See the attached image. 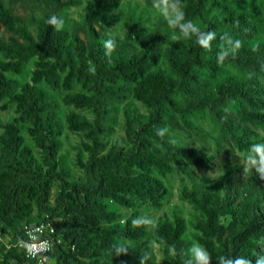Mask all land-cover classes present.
<instances>
[{
	"label": "trees",
	"instance_id": "obj_1",
	"mask_svg": "<svg viewBox=\"0 0 264 264\" xmlns=\"http://www.w3.org/2000/svg\"><path fill=\"white\" fill-rule=\"evenodd\" d=\"M34 1L43 7L36 22L38 39L14 14L13 0H0V27L8 35L7 40L0 35V54L5 59L0 64V97L15 102L18 112L0 135V264H26L17 241L26 226L44 222L54 228L48 264H140L145 256L148 264L151 247L141 240L145 225L132 226L134 215L124 220L116 206L131 207L134 201L158 206L167 190L154 172L164 174L171 169L170 162L184 172V167L208 170L215 158L202 149L170 143L153 126L209 109L238 149L248 151L251 145L264 143V38L258 40L264 23L231 5L245 0H178L177 21L191 20L202 31H215L217 39L210 53L198 46L195 37L182 36L164 50L168 27L161 19L151 29L142 27L149 21L146 10L129 6L125 16L130 41L111 36L116 48L109 57L103 41L109 38L121 0H89L82 21L73 25L70 34L55 31L46 21L51 15L62 17V11L78 0ZM162 1L174 5V0ZM248 1L264 7V0ZM225 32L255 42L243 44L235 57L219 64L216 56ZM34 58L31 84L20 85L5 76L22 72ZM222 65H234L242 72L224 78L215 88H204L198 69L221 70ZM76 84L81 91L68 96L67 104L91 118L75 111L65 116L69 131L82 132L87 140L80 142L82 151L77 152L73 173L61 154L63 125L57 104L41 86L56 91L71 90ZM132 97L147 113L137 112ZM227 100L238 103L237 123L225 109L222 101ZM120 109L129 146L107 140ZM21 123L28 126L38 158L20 134ZM245 167L231 166L180 194L199 213L191 222L192 237L210 253L212 264H220L219 256H243L252 264L264 256V180ZM187 230L177 206L158 221L153 233L165 262L183 264L191 244ZM123 240L132 242L129 252L115 256L113 246ZM170 246H175V256L169 254Z\"/></svg>",
	"mask_w": 264,
	"mask_h": 264
},
{
	"label": "rangeland",
	"instance_id": "obj_2",
	"mask_svg": "<svg viewBox=\"0 0 264 264\" xmlns=\"http://www.w3.org/2000/svg\"><path fill=\"white\" fill-rule=\"evenodd\" d=\"M4 2H9L10 0H3ZM79 3L75 6H71L62 11V17L65 21L62 30L67 31L69 34L72 32L73 25L75 23H80L82 21L83 10L87 6L89 0H78ZM119 9L115 12V20L113 24L109 27L111 31L107 32V35L114 36L120 41H130L128 35L130 34L129 24L126 22V11L129 6L135 8L137 11L140 9H145L149 17V21L145 22L142 27L153 28V23L156 19H161L162 24L168 27L170 35L165 40L162 48L165 50L171 49V43L174 40V36H181L177 21L178 9L175 5H169L163 3L162 0H121ZM13 12L23 18L29 25L30 30L36 39V22L37 19L41 17V11L43 7L34 0H13ZM150 2V3H149ZM233 8L237 10L246 11L251 13L260 22L264 23V7L257 3L256 6L252 5L248 0L245 1H234L231 2ZM124 12V13H122ZM0 35L4 40H7L8 35L5 34L0 27ZM264 38V34L258 37V40ZM243 44H250L255 42L253 39H242ZM160 63L166 68L165 61L160 58ZM35 58L26 65L20 73L6 72L5 76L11 80L16 81L20 85L25 83H32L31 78L35 72L34 62ZM5 62L4 57L0 54V64ZM199 81L200 84L206 88H215L218 83H220L224 78L234 75L241 74V70L234 65H222L221 70H215L213 68H200ZM51 96V99L57 104L56 112L62 121L63 131L60 137L62 142L61 154L65 157L66 165L71 169L73 173L77 171L76 164L74 161L77 157V152L82 151L80 142L82 140L87 141L85 134L70 132L67 128L65 122V116L70 111H75L86 115L91 118L88 112L82 111L75 108L71 104H67V98L70 95L79 93L81 91V86L76 84L73 89L65 90L60 89L53 91L46 86L42 85ZM180 97V96H178ZM133 107L136 108L137 112L141 114L147 113L146 108L139 101L132 97L131 99ZM228 101V100H227ZM222 101L224 102L225 109L232 116L234 123L236 121V112L239 110L238 103L234 101ZM17 105L15 102L9 100L8 97H0V135L4 132V126L11 124L18 117ZM124 117L122 115L121 109L116 116L115 122L112 124V133L107 138L110 144L122 142L124 145L129 146L128 139L125 135L124 130ZM246 125L253 130L260 131V129L250 125ZM168 128V133L166 134L171 141H175L177 145L196 147L204 150L205 152L211 153L215 156L213 164L208 170H199L192 167H184L185 172L182 168L176 166L175 162H170V170H166L164 174L154 172L152 175L157 180L161 181L167 190L166 195L163 197L159 205H154L152 203H139L134 201L131 207H125L117 205L116 208L121 214L122 219H127L129 216L134 215V219L140 217H149L154 221L152 225H145V237L141 240H147L151 247V259L148 264H170L164 261L162 246L157 242L154 236V229L157 223L164 215H169L174 208L177 206L181 209L188 225V230L186 234V239L191 242L190 246L193 244L194 239L192 237V226L191 222H195L198 218L199 213L195 211L188 203L180 199V194L184 189L191 190L197 185H203L208 183L211 179L216 177L225 169L235 166L243 165L246 166V154L248 151L238 149L236 143L222 130L221 124L214 115L209 111V109H204L200 112H194L192 114L186 115L184 118L176 115L174 122L171 124H165L163 126H153L154 131L157 133L158 128ZM21 136L24 138L25 143L32 148L35 156L38 158L40 152L35 147V143L31 137L28 126L25 123H21ZM154 141V140H153ZM157 147L161 146L156 144ZM83 158H86V153L81 154ZM183 166V165H182ZM188 172L191 174L189 175ZM132 226H136L132 224ZM6 241V237H3ZM261 249H264L261 246ZM51 261L50 264H52Z\"/></svg>",
	"mask_w": 264,
	"mask_h": 264
},
{
	"label": "clouds",
	"instance_id": "obj_3",
	"mask_svg": "<svg viewBox=\"0 0 264 264\" xmlns=\"http://www.w3.org/2000/svg\"><path fill=\"white\" fill-rule=\"evenodd\" d=\"M174 5L178 8V0H174ZM181 19L183 18V13H180ZM46 23L50 25L55 31L59 32L63 29L65 21L63 17L57 15H51ZM181 36L185 38L195 37L198 46L205 52L210 53L212 51V42L217 39V34L215 31L208 30L202 31L197 24L191 20L184 21L178 25ZM111 31V29H109ZM181 36H174L173 39H180ZM223 44L220 46V51L217 53V63L223 64L225 60L238 53V51L243 47V41L238 38H234L230 33L225 32L220 36ZM103 47L105 49V55L111 56V53L116 48L115 38L109 36L103 41ZM255 50V49H253ZM168 128H158L157 135L163 138L168 133ZM170 143H175V141H169ZM255 171L261 180H264V143H257L250 146L246 154V167L244 171ZM134 225H152L154 221L149 217H140L132 221ZM132 242L123 240L115 244L114 252L115 256L126 255L129 252V247ZM169 254L172 256L176 255L175 246L169 247ZM186 259L183 264H212V257L210 253L198 242H193L190 248L185 253ZM147 256L140 260V264H145ZM217 261L220 264H252V261L243 257H225L219 256ZM255 264H264V256H260L255 260Z\"/></svg>",
	"mask_w": 264,
	"mask_h": 264
},
{
	"label": "built area",
	"instance_id": "obj_4",
	"mask_svg": "<svg viewBox=\"0 0 264 264\" xmlns=\"http://www.w3.org/2000/svg\"><path fill=\"white\" fill-rule=\"evenodd\" d=\"M54 228L50 222L33 224L24 228L23 237L16 246L24 254L26 264H48L52 250Z\"/></svg>",
	"mask_w": 264,
	"mask_h": 264
}]
</instances>
